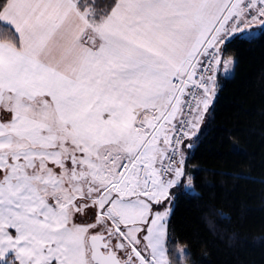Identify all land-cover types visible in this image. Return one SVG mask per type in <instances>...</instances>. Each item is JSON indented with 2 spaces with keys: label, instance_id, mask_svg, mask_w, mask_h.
<instances>
[{
  "label": "snow or ice",
  "instance_id": "6c2138e0",
  "mask_svg": "<svg viewBox=\"0 0 264 264\" xmlns=\"http://www.w3.org/2000/svg\"><path fill=\"white\" fill-rule=\"evenodd\" d=\"M249 38L264 0H0V264H187L186 160Z\"/></svg>",
  "mask_w": 264,
  "mask_h": 264
},
{
  "label": "trees",
  "instance_id": "16d2710c",
  "mask_svg": "<svg viewBox=\"0 0 264 264\" xmlns=\"http://www.w3.org/2000/svg\"><path fill=\"white\" fill-rule=\"evenodd\" d=\"M106 3L108 0H100ZM235 57L202 142L186 160L192 185L171 217L187 264H264V38L234 40Z\"/></svg>",
  "mask_w": 264,
  "mask_h": 264
},
{
  "label": "crops",
  "instance_id": "0c3cea01",
  "mask_svg": "<svg viewBox=\"0 0 264 264\" xmlns=\"http://www.w3.org/2000/svg\"><path fill=\"white\" fill-rule=\"evenodd\" d=\"M231 58L232 57H230V56H226L225 60H229ZM232 71H233V66L232 65H228L227 69L224 66H221V68H220L221 76H229V75L232 74ZM0 115H2V114H0Z\"/></svg>",
  "mask_w": 264,
  "mask_h": 264
},
{
  "label": "rangeland",
  "instance_id": "374dc122",
  "mask_svg": "<svg viewBox=\"0 0 264 264\" xmlns=\"http://www.w3.org/2000/svg\"><path fill=\"white\" fill-rule=\"evenodd\" d=\"M182 247H185V246H183V245H180V246L178 247V249H179V248H182ZM185 253H186V252H185Z\"/></svg>",
  "mask_w": 264,
  "mask_h": 264
}]
</instances>
